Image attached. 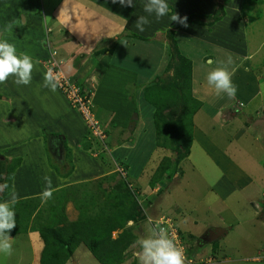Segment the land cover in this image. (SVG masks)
Instances as JSON below:
<instances>
[{
  "label": "rangeland",
  "instance_id": "rangeland-1",
  "mask_svg": "<svg viewBox=\"0 0 264 264\" xmlns=\"http://www.w3.org/2000/svg\"><path fill=\"white\" fill-rule=\"evenodd\" d=\"M13 1L17 2V0H9L7 4H14ZM41 1L43 3L44 14L37 8ZM57 1L58 0H36L38 5L32 7L24 2L18 7V12L16 8H5L7 6L0 7V30H3L10 22L14 23L13 31L11 33L5 32L4 38L7 39L9 43L15 45L18 55L20 53H26L33 58L34 63L36 60H39L40 63L38 64H40L46 72L44 60L55 51L57 55L52 56L56 63H59L60 67H62L63 64H68V67L72 69L71 77L75 76L73 73L74 70L78 71L83 69L80 72L81 78L83 79L86 76L92 75L95 70L100 72V59L103 57L102 55H105V53L110 55L119 45L124 44L125 48L131 46L129 48V50H131L130 53H134V58L139 59L138 63L140 66H144V68L151 67L148 73L150 75L147 81H139L138 77H141V74L136 73L134 75L135 78H132V80H134L132 84L134 85L130 84V87L127 86L129 87L128 89L122 91V94L124 93L123 97H120V95L117 96V98H119L118 100L123 98L128 101L127 104L125 101V105H127L131 113L129 115L130 117L128 116L129 118H127L125 128L119 129L120 132H118V125L112 131L111 129L115 125L113 127L111 125V128H108L106 127L105 120L102 121L103 119H101L104 115L102 111L106 110L104 107L107 103V97L104 93L106 91H112L110 81L107 78H104L99 85H97L96 89L100 93L95 95V97L92 90H87L89 95L87 99V110L89 114L78 112L77 109H74V107H71L67 103L64 97V101L66 102L53 104L52 101H48L42 91L47 94H49V92L42 87L44 77L40 75L42 72L37 64H35L32 72L30 85L16 86L13 83L14 77H10L6 83L0 84V184H3L6 177L5 174H7L16 159L20 162V159L25 154V156H29L30 153L34 151H36L39 158L45 161H56L57 168L55 169L57 170L59 178L64 177L73 169L71 163L74 160L73 155L75 153L73 152L78 148L84 154L93 157L92 159L96 162L97 166L105 163V165L101 166V170L107 168L104 173L108 170L112 171V168H114L113 171L117 172L122 166L125 167L127 170L126 173L124 172L122 175L124 176L122 181L127 184L129 193L132 195V198L137 199V202L141 205L145 214L142 219L125 222L123 228L131 231L136 239L126 248L122 262L119 264H139V260L135 255L139 250L136 242L147 235L149 225L146 222V218L156 219L163 215H168L176 223L178 231L182 234V238L184 237L182 244L185 245V249L188 248V251L190 249L188 257L192 260L191 264H264V260H251L260 258V255H264L263 173H261L260 178H258L256 182L259 184V187H246L241 192L239 190H234L232 191L233 193H231L232 197L226 199V201L218 199L219 196H221L219 193L215 197L217 198V202L215 199H211L214 205L210 208H206L204 203L199 201V205L197 204V208L195 209L197 210L195 215L200 218V222L195 229L185 230L182 222L179 221L180 217L189 216L190 218V216H194L191 213L196 207L194 206L196 203L195 200L201 198V195L208 186V182L210 183L216 175L218 176V172L220 173L219 166L222 163L210 161L209 156L205 154L202 149L198 148L197 145L192 148L189 146L188 154L191 150L192 158L195 160V163L198 164L199 168H204L205 166L203 173L201 170L199 172V168H197V173L193 176L189 171H192L193 167L186 158L188 155L180 158L178 157L179 154L175 153L170 147H161L155 144L156 137L152 121V106L143 98V88L147 86V84L149 85L155 76L165 79V77L172 74V68L178 61V58L174 55V47H176L180 54L186 56L191 63L198 59L199 62H202L203 56L201 55H206L208 52V47L204 43V38L203 36L196 37L187 31L190 30L194 33L191 28H195V24L197 25L196 27H208L212 22L215 24L216 21L222 20L221 16L224 9L222 7L228 6L229 9L231 5L233 6V11L236 12L238 19H240V21H238L242 23L244 27L243 32L249 35L246 43L248 44L250 38V50L255 49L261 41L259 49L248 61L249 64L254 65L253 68H256L257 65L264 60V0H200V8L196 1L195 6L193 5L192 8L191 5L193 3H189L188 8L187 6L182 8L188 9L186 11H182L181 5L183 6L187 0H166L170 8L169 15L164 16L159 21L156 20L154 15L149 16L150 23L145 25V30L143 32L136 29L135 20L141 15H148L144 12L146 0H134V7H122L118 3L113 4L112 0H79L80 3H84V6L87 4L86 1L94 6L96 4L95 7L85 6L86 14L83 16L82 21L88 28L95 25L94 20L98 19L100 15L99 10L93 9H102V7L103 19L101 24L105 23L107 17L110 19L112 16L114 17L115 28L119 27L122 22L123 24L120 25V28L117 29L116 32L111 31L110 34L101 33L102 30H100L97 34L102 36V39L98 41L90 38V44H85V42L80 44V42L74 38L67 39L72 37V35L71 32H69V27H65L62 23L63 17L57 19L60 10L58 9L57 13L53 12V23H50L52 24V28L49 27L50 30H47H49V33L51 31L55 34L57 33L55 36L58 38L57 43L59 46L55 44L52 45L51 48H48L45 57L44 54H40L44 50L38 45H42L39 41L45 38V33L42 30L43 24L47 22L46 19H49L51 16L46 8L53 7ZM74 1L77 2V0ZM3 2H5V0H0V5H2ZM92 11L93 13L91 14ZM176 11L181 17H188L187 23L189 26L187 28L176 22H171L170 16ZM229 14L231 13L229 12L228 15ZM21 15L25 18L24 23ZM77 19L78 18L73 17L72 23L76 24L78 22ZM125 19H127L128 22H132L131 25L128 23V26L125 27ZM98 27L99 26H96V28ZM0 35H2V33H0ZM60 38H66L64 42L69 43L70 46L67 47L65 44L60 45L59 42L62 41ZM112 55H110V57ZM91 56L96 57L98 62L94 58H91ZM123 57L124 56H121V59H123ZM117 58H115V60H118ZM143 60L146 61L144 64ZM206 60H208V57L205 59V62ZM123 61H125V59ZM76 67L78 68L76 69ZM60 70L63 72L62 68ZM252 72L255 75V72L257 73L260 71L256 68V71L254 69ZM36 77H38V82L35 80ZM89 78L90 77H88V79ZM68 79L74 81L75 77L72 79L68 77ZM132 80L130 78V82ZM127 81L129 82V79ZM123 83L122 80L121 86ZM92 85L93 83H90L91 87ZM80 87L82 88L81 85ZM33 89L35 92H33ZM56 91H51L50 94L53 98L59 99L58 93L60 92L57 91V93ZM108 96H111V94ZM224 97L225 95L223 94L221 96L216 95V98L224 99ZM116 100H112V105H118L119 101L117 100V102ZM224 101L226 102L225 99ZM55 104H57L56 109L53 108ZM255 106L257 105L254 101L253 103L251 102L247 108L251 109ZM122 108L126 109V106ZM57 109L58 116L62 113L69 123L63 126L58 125L57 130L61 133L66 132L65 130H67V132H73V140L77 139L74 140L73 143L65 138L56 139L52 143L55 134H52L53 136L49 135L42 126L50 117L55 116L56 119ZM26 110H31L30 117L26 116V113H24ZM256 111L259 110L257 109ZM133 113H135V118H131ZM198 113H201V111ZM197 114L192 123L194 127H199V130H201L209 140L214 141L218 148H222L223 153L227 157L229 154L232 157H241L245 160L246 155H249L251 149L254 156H259L257 154L259 150L254 152V147L261 146L264 148V139L263 144H260L258 141L256 145H254L251 140L252 137L248 139L247 135L244 133L238 137L237 127H239V122H231L232 117L229 109L223 111L216 110L214 117H212L211 114ZM4 117L6 118L3 119ZM91 117L97 120L101 130H107V133L104 134L106 137L104 136L102 139V145H105V147L99 145V143L92 137L90 138L88 134L90 128H88L86 124L89 119H92ZM62 120L63 118H60L59 122H62ZM131 121H133L132 125H130ZM56 136L61 137L59 134H56ZM167 138L170 139L169 136ZM83 140H85L86 145L88 143H90V145L87 147H85V145L83 147ZM119 142L121 143V147L115 150V153L110 147L112 144L116 143L119 145ZM132 142L134 146L136 145L144 149L145 156L143 162L136 159L133 160V163L129 162L127 164V162L122 160L124 155L119 150H124V147L127 145L129 146V143L131 144ZM246 143L249 146H247ZM88 147L91 148L89 152L87 150ZM98 151L101 152L99 155L97 153ZM213 151L214 150L211 152L213 153ZM40 154L44 156V158ZM103 156L104 158H102ZM98 157L100 159H98ZM165 158H168L169 161L168 167L162 176L161 184L160 182H155L152 177L157 165ZM103 159H106L105 162ZM236 160L239 163L240 160ZM207 163H211V166ZM139 164L142 166L139 167ZM110 174L106 173L99 178H92L89 180H84L87 179V177H82L80 180L71 184V186L66 187L68 192L67 195L70 197V200H68L69 206H66V203L64 204V214L65 212L67 213L65 216L68 221H73L78 215L75 206V203H77L76 201L84 202L89 195H95L98 192V187H95L97 181L99 180L102 186H106V181L102 178ZM29 179H22L25 185L29 183ZM34 182L33 180V183ZM59 182L62 183L60 180ZM17 184L18 186L16 187H25L22 186L21 182L19 183L17 181ZM116 184L117 181L112 182L111 188L114 190L121 189L115 187ZM2 194L3 193H0V198L4 196ZM236 198L238 202L235 201ZM260 202L262 203V205H259L261 207L258 206ZM189 218H186V220ZM195 219V221H198L197 218ZM206 224L223 226L226 230L221 237H217L209 244L207 243L208 241L199 240L201 236L199 231ZM116 235L117 230L111 232V237H115ZM28 236L24 235L23 232H19L11 237L12 239L10 242L13 245V253L11 256L0 254V264H38V258L42 248L41 241L36 232L33 234V237L28 238ZM199 241L202 248L196 253V249H199L197 246ZM38 245L40 246L39 248ZM208 247H212L211 253L204 252ZM31 248L35 249V252L32 253ZM65 264L99 263L96 262L84 246L80 245L78 249H74L72 255ZM185 264L188 263L185 262Z\"/></svg>",
  "mask_w": 264,
  "mask_h": 264
},
{
  "label": "crops",
  "instance_id": "crops-1",
  "mask_svg": "<svg viewBox=\"0 0 264 264\" xmlns=\"http://www.w3.org/2000/svg\"><path fill=\"white\" fill-rule=\"evenodd\" d=\"M196 1L198 2L199 8H200L201 7V1L200 0H187V1H185V4L183 6L181 5V9L184 8L185 6H187V8H188L189 3H193L191 5V8H192L193 5L195 6ZM8 2H9V0H5V2H3L2 5H0V7L1 6H7L5 8H9V7L16 8V10L18 12L19 11L18 7H20L21 4L24 2L26 4L31 5V7L38 5L36 3V0H17V2L13 1L14 4H11V3L7 4ZM62 3H63V0H58L54 4L53 7L46 8L48 10L49 14H51V16L49 19H46L47 22H45L43 24L42 30L45 33V38L40 39L39 42H40V44L42 43V45H38L39 47L41 46L42 49L44 50V51L41 50L42 52L40 54H44L45 57H46V53L48 51V48H51V46L55 45V44H57V46H59L57 43L58 38L55 36V35H57V33L55 34L53 31H51L49 33V30H50L49 27L52 28V24H50V23H53V12L57 13L58 9L61 8ZM67 3L71 6L72 10L77 13V16H78V19H77L78 22L76 24H73L72 27L75 30H78L82 33V35H80L78 32H72L69 30V32H71L72 37H69L67 39H73L74 38V39L78 40L80 42V44H83L84 42H85V44H90V42H89L90 38L92 40L98 41V40L102 39V36H99L97 34L98 32H100V30H102L101 33L110 34L111 31L116 32L117 29L120 28V25L123 24V22H122L119 25V27L115 28L113 16L110 19H108V17H107V20L105 21V23L101 24L102 19H103V15H102L103 7H102V9H100V8L99 9H93V10H99L100 15H99L98 19L94 20L95 25L91 28H88L87 26H85V24H83V21H82L83 16L86 14L85 9L87 6L95 7L96 4L94 6L91 3H88L86 1L87 4H85V6H86L85 7L84 3L83 2L80 3L79 0H77V2H75L74 0H67ZM208 7H209V5H208ZM37 8H39L41 10L42 14H44L42 1L39 3ZM222 8H224L223 14L221 16L222 20L217 19L218 21H216L215 24H214V22H212V24L208 27H206V26L196 27L197 25L195 24L194 25L195 28H191L194 31V33H192L190 30L187 31V32L195 35L196 37L203 36L204 43L208 47V52H207L208 55L207 54L201 55V56H203L202 62H199V59H198L197 61L191 63V71H192L191 72V90H192V95L197 100H199L201 103L199 108L195 111V113L192 116V123H193V119L195 118V115L200 111H201V113H198L197 115L211 114L212 117H214L216 110L223 111V110L229 109L230 115L232 117L231 122H233V123L239 122V127H237L238 128L237 129L238 137L244 133L247 135L248 139L252 137L251 140L253 141L254 145H256V142H258V141L260 142V144H263V139H264V60L259 65H257L256 68L260 72H257V73L255 72V75L252 72V70L255 69V71H256V68H253L254 65H251L248 63V61L250 60L252 55L255 54L257 52V50L259 49L261 41L255 47V49L250 50V48H249L250 38L248 40V44L246 43V40L248 39L249 35L246 34L245 32H243L244 27H243L242 23L239 22L240 19H238V17H237L238 15L236 14V12L233 11V6L231 5L229 7V9H228V6L222 7ZM31 10H32V8H31ZM186 10H188V9H182V11H186ZM194 10H195V7H194ZM229 12L231 14L228 15ZM92 13H93V11L91 12V14ZM176 13H178V12L176 11ZM104 16H107V15H104ZM120 16H122V15H120ZM21 18H22V21L24 23L25 22L24 16L21 15ZM125 20L127 22V23H125L126 24L125 27L128 26V23H129V25H131L132 22H128L127 19H125ZM96 26H99V27L96 28ZM47 29H49V30H47ZM48 33H49V35H48ZM46 34H47V36H46ZM60 39L62 40L61 42H59L60 45L65 44V45H67V47L70 46L69 43L64 42V40H66V38H64V39L60 38ZM126 43H128V42H126ZM130 47L125 48L124 44L119 45V47L116 48L114 50V52L110 54V55L113 54L111 57H110V55H108V53L106 54L104 52L105 55H102L103 57L100 59V63H101L100 72L95 70L92 73V75L86 76L83 79L81 78L82 76L80 75L81 74L80 72L83 69L78 70V71L74 70L73 73L75 76L71 77V70L72 69H70L68 67V64L67 65L63 64L61 67L63 70V73L67 77H69L70 79L75 77L74 81L76 83L81 85L84 89L92 90L94 97H95V95H98L100 93L96 89L97 85H99V83L104 78H107L110 81L112 91L111 92L106 91L104 93L107 97L106 98L107 103H106V106L104 107L106 110L102 111L104 113V115L102 116L101 119H103L102 121L105 120L106 127H108V128H111L110 127L111 125H112V127L115 125L111 129L112 131L117 127V125H118V132H120L119 129L120 130L124 129L125 124H127V118H129L130 117L129 115L131 114L130 109H128L127 105H125V101H126V104L128 103V101L124 100L123 98H120V100H118L119 98H117V96L120 95V97H123L124 93L122 94V91L124 89L125 90L128 89L130 87V84H132L134 82V80H132V78L133 79L135 78L134 75L136 73L141 74V77H138L139 81H142V80L147 81L148 76L150 75L148 73H149L151 67L144 68V66H140L138 63L139 59H135L134 53H130V51H131V50H129ZM121 56H124L123 59H121ZM229 56L232 57L233 62L230 65H228V71L232 75V82L236 86L237 92H236L235 97L231 98V99H229L225 95V97H224V99L226 100V102H225L223 98H216V94H215L214 90L211 89L207 85L206 75L212 69H214L218 66H222V62L226 63ZM207 57H208V60H206V62H205V59H207ZM91 58H94L97 61L96 57L91 56ZM115 58H117L118 60H115ZM124 59H125V61H123ZM144 59H146V58H144ZM147 60H148V58H147ZM145 62L146 61L143 60V64ZM37 65L42 72L40 75H42L44 77L45 70L43 69V67L40 64H37ZM77 68L78 67H76V69ZM88 77H90V78L88 79ZM125 78L127 80L129 79V82ZM130 78L132 80L131 82H130ZM35 80L38 82V77H36ZM122 80L124 83L121 86ZM90 83L91 84L93 83L92 87L90 86ZM132 85H134V84H132ZM127 86H129V87H127ZM36 90H38V89H36ZM44 90H48L49 94L44 93L43 91H42V93L45 94L47 100L52 101L53 104L58 103V102H66V101H64L63 96L57 92L58 90L56 92L59 94V97H58L59 99H55L51 96L50 89H47L44 87ZM33 92H35L34 89H33ZM109 94H111V96H108ZM116 98L119 102L116 100ZM113 99H115L118 102V105L117 104H116V106L112 105ZM254 101L257 105L255 107H257V108L252 107L251 109H248L247 108L248 105L251 102L253 103ZM59 106H61V105H59ZM123 106H126V109L122 108ZM56 107H57V104H55L53 108L56 109ZM257 109L259 111H256ZM246 110H249V111H246ZM30 111L31 110H26L24 112V113H26V116L31 115ZM151 112H152V109H151ZM150 115H151V113H150ZM5 118L6 117H4L3 119H5ZM60 118H63L62 122H59ZM240 122H241V124H240ZM21 123L23 126L22 121H21ZM66 124H69L67 119L64 117V115L62 113H60L58 116V109H57L56 119H55V116L50 117V119H47L42 126L44 127L46 132H48L49 135L55 134L54 136L52 135L53 137H55L52 140V143L56 139H59V138L60 139H63V138L68 139V141L70 140L73 143L74 140H77V139L73 140V137H72L73 132H71V131L67 132V130H65L66 132L61 133L59 130H57L58 125L63 126ZM65 127L68 128L67 126H65ZM68 129H70V128H68ZM199 129H200L199 127L196 128V127H194V124H192V140H191L190 148L197 145L198 148L202 149L204 151V153L209 156L210 161H213V162L216 161V162H219L222 164L219 166L220 167V173L218 172L219 177L216 175L210 181V183L208 182V186L206 187V190L201 195V198H199V200L198 199L195 200L196 203L194 204V206H196V207L193 209L194 211L191 213L194 216H192V217L190 216V218H189V216L188 217H186V216L180 217L179 221L182 222V225L185 228V230L195 229L196 226L200 222V218L195 215V213L197 212V210H195V209L197 208V204L199 205V201H202L206 208H210L214 205V202H211V199L213 198L216 201L217 198H215V197L219 193L221 196H219L218 199H220L222 201H226V199H229L230 197H232L231 193H233L232 191H234V190H237V191L239 190L241 192L246 187H259V184H257L256 182L258 181V178H260L261 173H263L262 176L264 175V165H263V163H264V148L263 147L257 146V147L253 148L254 152L259 150L257 152V154L259 156H254V153H252V149H251V151L249 152V155H246V159H245L246 161L241 157L235 158V157L230 156L229 154L227 157L223 153L222 148H218L216 146V143L212 140H209ZM56 134L61 135V137L56 136ZM82 142H83V147H84L86 145L85 140H83ZM228 142H229V140H228ZM120 145H121V143L119 145H118V143L112 144L110 149H112L116 153L115 150L119 149L121 147ZM246 145L249 146L247 143H246ZM211 148H212V150H214L213 153L211 152L212 151ZM33 149H35V148H33ZM119 151H121L123 153L124 156H123L122 160L127 162V164L129 162L133 163L134 162L133 160H136V159L140 160L142 162L144 161V156H145L144 155V153H145L144 149L142 147H139L136 145L134 146L133 142L131 144L129 143V146L127 145L126 147H124V150H119ZM141 152H143V153H141ZM73 153H75L73 155L74 160H73V162H71L73 165V169L69 174H67L66 176L61 177V178H59L57 170L55 169V168H57V164L55 163L56 161H54V162L45 161V160L38 157V154L36 153V151H34L33 153H30L29 156L28 155L25 156L26 155L25 154L20 159V162H18V165L13 170L10 190L3 197L0 198V202L8 201L10 199V193L13 191L18 195L19 200L24 199V198L36 197L37 195H40V193L45 188V182L43 180L44 176H49L51 178L52 188L55 191V190H58L59 188H66V187L71 186V184H73L77 180H80L82 177H87V179H84V180H89L92 178H99L106 173L110 174L112 172H115V171H113L114 168H112L113 169L112 171L108 170V171H106V173H104V171L107 168L105 170L104 169L101 170V166L105 165V163L104 164L101 163L102 165L97 166L96 162L92 159L93 157H91L90 155L84 154L78 148H76ZM204 153H201V154H204ZM42 157L44 158V156H42ZM225 157H226V159H225ZM102 158H104V156ZM186 158L189 160L188 161L189 164H192V167H193L192 171L191 170H189V171L194 176V174L197 173V168H199V166L197 163H195V160L192 158L191 150H190V153L188 154V156ZM60 159H62V158H60ZM98 159H100V158L98 157ZM236 159L240 160L239 163L237 162ZM105 160L106 159H103L104 162H105ZM261 161H263V162H261ZM188 162H187V164H188ZM207 164L209 166H211V163L210 164L207 163ZM141 166L142 165L139 164V167H141ZM107 167H109V166H107ZM216 167H217V165H216ZM98 169L101 172H99ZM204 169H205V166H204V168L200 167L199 172L201 170L203 173ZM263 178H264V176H263ZM22 179H26V180L29 179L30 181H29V183H27L25 185V182ZM58 179L62 183H60ZM33 180L35 181L34 183H33ZM17 181L19 183L21 182L22 186H25V187H16V186H18ZM239 199H240V197H239ZM235 201L238 202L237 198L235 199ZM228 204H229V201H228ZM66 206H69V201L66 202ZM228 207H229V205H228ZM65 214H67V213L65 212ZM70 217H72V216H70ZM186 218H189V219L186 220ZM195 218H197V219L199 218L198 221H195L196 220ZM212 227L224 229L223 226L206 224L205 226H203L202 229H200L199 234L201 233V235H202V233H204L205 231H207L208 229H210ZM119 232H120V230H117V235ZM23 233H24V235H27V236L29 235L28 238H30V237H33V234L35 232L26 230ZM10 237H13V236H10ZM200 244L201 243H198V245H197L199 247V249L195 248L197 250L196 253L202 248V246ZM39 247L40 246L38 245V248ZM79 247H80V245L78 247H76V249H78ZM38 248H37V252H38ZM31 249H32V253L35 252V249H33V248H31ZM211 251H212V247H208L206 249V251H204V252L205 253H211ZM196 253H195V255H196ZM251 260L259 261V260H255V259H251Z\"/></svg>",
  "mask_w": 264,
  "mask_h": 264
},
{
  "label": "trees",
  "instance_id": "trees-1",
  "mask_svg": "<svg viewBox=\"0 0 264 264\" xmlns=\"http://www.w3.org/2000/svg\"><path fill=\"white\" fill-rule=\"evenodd\" d=\"M173 49L178 61L172 68V74L165 79L155 76L143 88V98L152 106L155 144L170 147L179 154L178 157L183 158L188 155L192 140V116L201 103L192 95L191 61L180 54L176 47ZM103 132L106 134L107 130ZM165 159L157 165L152 177L161 184L169 161ZM18 162L16 159L5 174L3 184L9 187L2 195L10 190L13 169ZM122 170L126 173L125 167L122 166ZM123 178L120 172L115 171L102 178L106 186H102L98 180L95 186L98 192L95 195H89L84 202L76 201L78 215L73 221H68L64 214V204L70 200L66 188L55 190L47 203H42L40 196L20 199L14 207L16 227L9 235L14 236L26 230L35 231L42 244L38 264H65L79 245L84 246L99 264H119L126 248L136 239L131 231L123 228L125 222L137 221L145 216L141 205L132 198L127 184L122 181ZM114 181H117L115 187L121 189L111 188ZM114 230L120 232L111 237ZM186 252L190 254V249L188 251L186 248Z\"/></svg>",
  "mask_w": 264,
  "mask_h": 264
},
{
  "label": "clouds",
  "instance_id": "clouds-1",
  "mask_svg": "<svg viewBox=\"0 0 264 264\" xmlns=\"http://www.w3.org/2000/svg\"><path fill=\"white\" fill-rule=\"evenodd\" d=\"M112 3H118L122 7H134V0H112ZM144 12L148 15H141L135 20L136 29L140 32H143L145 25L150 23L149 16L154 15L156 20L159 21L164 16L169 15L170 8L166 0H146ZM61 17H63L62 23L65 27H69L70 31L78 32L82 35L80 31L72 27L73 17H78L77 13L67 3V0H63L57 19ZM170 19L171 22H176L185 28L189 26L187 16L181 17L175 12L170 16ZM13 29L14 23L10 22L3 30H0V33H2L0 35V84L6 83L10 77H14L13 83L16 86H28L32 80V72L35 64L40 63V61L36 60L34 63L30 55L26 53L17 54L15 45L9 43L4 38V33H11ZM52 55L55 56L57 53L53 51ZM232 62V57L229 56L226 63L222 62V66L212 69L206 75L207 85L214 90L217 96L223 94L231 99L236 95L237 88L232 82L231 73L228 71V65ZM59 82L60 74L54 72L51 67L48 68L44 73L42 86L55 92L59 86ZM102 146L105 147V145ZM87 150L89 152L91 148L88 147ZM43 180L45 182V188L40 193V199L42 203H47L48 200L52 199L54 189L52 188V181L49 176H44ZM8 187L6 183L0 184V193H3ZM18 201V195L13 191L10 193V199L8 201L0 202V254L5 256H11L13 253V245L10 242L12 238L9 233L16 227L14 207ZM148 225L147 235L136 242L139 250L135 255L139 260V264H185L184 250L177 246L174 239L169 236L167 229L160 223H153L151 218L148 220ZM222 234L224 232L219 237ZM211 241L207 243L210 244Z\"/></svg>",
  "mask_w": 264,
  "mask_h": 264
},
{
  "label": "built area",
  "instance_id": "built-area-1",
  "mask_svg": "<svg viewBox=\"0 0 264 264\" xmlns=\"http://www.w3.org/2000/svg\"><path fill=\"white\" fill-rule=\"evenodd\" d=\"M53 59V60H52ZM45 62V69L47 71L48 68H52L54 72L60 74V82L59 86L57 87V90L60 92V94L65 98L67 103L74 107V109H77V111L82 113H88L87 105H88V96H86L87 90L83 87L81 88L79 84H77L75 81H70L68 77L60 70V64L56 63L54 60L52 53L44 60ZM60 68V69H59ZM88 117V116H86ZM92 118V117H91ZM87 127L90 128V135H92L99 143H102V139L104 138V132L101 130V127H99L97 120L94 118L89 119L87 121ZM121 175L124 174V170L119 169ZM149 217L146 218V222L148 223ZM153 223H160L163 227L167 229V232L171 238L174 239L177 246L182 248L185 253V262L188 264L192 263L191 258H189V254L186 252L185 245L182 244L183 240L181 238L180 232L178 231L176 227V223L173 221L172 218H170L168 215L160 216L156 219L151 218ZM184 247V248H183ZM260 260H264V255H260ZM255 259V260H259Z\"/></svg>",
  "mask_w": 264,
  "mask_h": 264
},
{
  "label": "water",
  "instance_id": "water-1",
  "mask_svg": "<svg viewBox=\"0 0 264 264\" xmlns=\"http://www.w3.org/2000/svg\"><path fill=\"white\" fill-rule=\"evenodd\" d=\"M131 118H135V113H133L131 115ZM132 124H133V121L130 122V125H132ZM223 232H225V229H221V228H212V229H210L208 231V236L209 237H208L207 241H211V240L219 237L221 235V233H223Z\"/></svg>",
  "mask_w": 264,
  "mask_h": 264
},
{
  "label": "flooded vegetation",
  "instance_id": "flooded-vegetation-1",
  "mask_svg": "<svg viewBox=\"0 0 264 264\" xmlns=\"http://www.w3.org/2000/svg\"><path fill=\"white\" fill-rule=\"evenodd\" d=\"M213 228V227H212ZM212 228H210V229H212ZM210 229H208L207 231H205L204 233H202V235L199 237V240L200 241H207V239H208V231L210 230Z\"/></svg>",
  "mask_w": 264,
  "mask_h": 264
}]
</instances>
